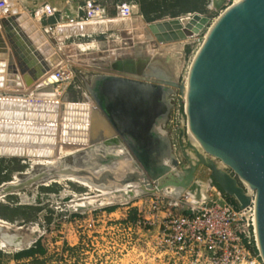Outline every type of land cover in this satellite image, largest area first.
I'll return each instance as SVG.
<instances>
[{
	"label": "water",
	"instance_id": "1",
	"mask_svg": "<svg viewBox=\"0 0 264 264\" xmlns=\"http://www.w3.org/2000/svg\"><path fill=\"white\" fill-rule=\"evenodd\" d=\"M224 1L218 0V6ZM13 19L19 21L15 16L0 20L3 34L9 30L6 29L8 21L13 22ZM170 26L177 30L178 36L173 31H162V27L170 29ZM148 30L163 43L154 54L116 59L117 66L86 67L94 72L89 78H83L86 92L95 106L90 116L83 111L77 119L69 118L71 110L63 106V114L68 120L88 124V128L84 125L78 129L67 127L64 139L84 141L89 129L91 143L58 159L54 165L39 169L36 166L28 174L21 173L17 181L1 184L0 197L60 177L85 179L93 186L111 191L137 185L143 188L140 195L163 192L169 186L182 190L191 185L193 189L196 188L193 182L196 171L202 166L241 209L250 202L242 186L254 192L257 241L264 262V0H238L225 9L209 27L187 74V140L191 135L193 144L211 152L210 155L233 175L199 154L194 164L191 163L188 141L182 140L184 130L179 133L178 144L189 167L184 168L176 158L168 134V117L176 91L182 95L184 90L183 82L179 83L180 61L175 49L181 50L185 43L175 46L171 41L190 37L192 33L183 28L178 19L151 23ZM7 41L16 54V47L12 46L10 39ZM19 68L21 73L27 71L21 65ZM30 74L27 72L23 77ZM57 81V77L51 74L41 84L50 83L45 88L48 90ZM41 89L44 88L37 91ZM33 135L34 132L29 136L12 133L3 137L8 142H45L41 137L37 140V133ZM4 138L0 136V140ZM117 149H122L123 154H117ZM18 151L0 148V155L4 152L18 154ZM22 154L25 158L41 156L38 152L32 155V150ZM42 156L50 157L52 153ZM68 157L72 158L70 164L66 163ZM182 167V178H174V170ZM134 198L115 204H125ZM100 207L103 206H85L69 212ZM0 237L10 244L7 250H2L9 254L29 248L39 238L24 246L23 236L5 232L2 226Z\"/></svg>",
	"mask_w": 264,
	"mask_h": 264
},
{
	"label": "rangeland",
	"instance_id": "2",
	"mask_svg": "<svg viewBox=\"0 0 264 264\" xmlns=\"http://www.w3.org/2000/svg\"><path fill=\"white\" fill-rule=\"evenodd\" d=\"M151 1L155 4L154 12L153 10L151 11L149 0H100L99 3L105 8L106 17L108 18H116V7L122 3H142L148 14L143 15L140 12L137 17L132 16L125 19L129 20L127 26L115 24V26H110L112 22L109 21H105L103 24L93 20L80 23L78 25L83 26L82 29L84 27L87 29L97 26L96 32H106L101 35H92L91 38L70 37L64 42L63 39L66 35H78L85 32H82V30L81 32L76 31L77 27L63 23L57 28L56 39L45 32V26L59 21L60 13H57L55 17L49 20L38 22L40 12L34 17L33 14L30 15V9L24 6L28 12L18 3L19 7L38 23L40 30L59 52L65 64L63 71L66 77H69L68 67H72L73 78L70 81H62L56 85L61 93L59 97L60 103H78L88 100V93L84 87L83 78H89L94 72L86 67H107V65L115 64L116 59H125L127 56L133 55L136 57L138 55L154 54L163 43L158 42L148 30L149 24L178 19L181 26L185 28L186 24L189 23L182 24L181 20L184 18L190 19L198 15L205 18L206 23L196 34L183 40L171 41V44L176 46L181 41L193 38L186 42L181 50L175 49V52L179 53L180 61L179 83L186 81L187 69L191 59L205 38L209 27L225 9L233 4L232 0H225L219 8L214 7L215 9L209 10L210 0ZM66 26H73L68 31L71 30L74 34L66 33ZM195 35L196 37H194ZM79 45H82V47L79 48ZM8 49L11 51L10 48ZM104 53H107V56H103ZM4 95L8 96L9 94L5 93ZM180 95V92L176 91L168 117L169 123L174 120V126L177 125L178 127L173 129L171 126L168 129V134L171 137V142L175 145V156L180 164H184V168H187L188 164L181 155V148L177 138L184 127L179 120V115L181 114L179 110L180 104L182 107ZM182 140L187 142L186 137L182 138ZM71 162L72 158L68 157L66 163L70 164ZM31 166L32 163L29 159L0 157V185L11 182L21 173L31 171ZM37 168L39 169L40 167ZM184 168L178 169V179L182 178V170ZM226 172L233 175L229 170ZM207 177H210L209 170L200 166L196 171L195 179L203 182L202 179ZM94 193L95 191H89L78 183L66 180L52 183L48 186L40 185L27 188L20 191L17 195H9L0 201V214L7 218L5 222L9 224V226L2 225V227L5 232L17 233L26 238L24 243L28 242V244L24 246H28L37 237L44 235L50 223L52 230L44 240V245L48 252L44 264H132L131 236L118 223L109 222L107 218H99L94 227L87 228L73 220V216L69 220L66 219L70 213L67 209L70 208L71 202L76 199L74 196H88ZM111 205H105L104 207ZM123 215H125L124 207H121L112 218H122ZM77 219H79V216ZM2 246L3 243L0 241V247ZM75 246H78L75 251L71 252L68 250V248ZM61 254L64 255L62 261L59 260L58 256ZM26 262L30 261H24V263L31 264ZM3 264L16 263L10 256H6L3 259Z\"/></svg>",
	"mask_w": 264,
	"mask_h": 264
},
{
	"label": "bare ground",
	"instance_id": "3",
	"mask_svg": "<svg viewBox=\"0 0 264 264\" xmlns=\"http://www.w3.org/2000/svg\"><path fill=\"white\" fill-rule=\"evenodd\" d=\"M237 1L238 0H234L233 3ZM214 7H219L218 0H211L210 8L212 9ZM13 16L18 17L19 21H16L14 19L13 22L8 21L6 29L9 30L5 31V34H3V32L0 30V136L1 138H4L3 136H9L12 133H15V136H25V134L26 136H29L34 132L33 136H36V133L38 134L37 140H39V137H41L43 138V140H45V142L33 143L23 140L8 142L4 138V140H0V148H8V150L11 149V151L14 150L15 152L16 150L19 151L17 152L18 154H6L4 152L5 154H1L0 157H16L29 159L32 163L31 169L35 168L36 166H51L54 165L58 161V159L69 156L73 152L87 147L91 143L89 129L86 132L87 135L86 138H84V141L78 140L76 138H74L73 140L64 139L63 135L67 127L74 126L78 129L81 125H84L85 128H88V124L80 120H68V117H65L63 114V106L66 105V107L70 108L71 111H69V118L72 117V119H77L78 114H81L83 111H86L85 114L90 116L95 106L92 99H90L88 95V100L78 103L66 102L65 104H63L59 102L61 93L56 85L68 78L63 71V66L65 64L62 57L47 39L45 34L40 30L39 25H37L38 23H36V21L33 20V18H31L26 11L22 10L14 0H0V20H7L8 18H11ZM92 20L99 22V24H103L105 21L112 22L110 26H121L124 23V20L119 18ZM181 23H189L186 24L185 29L189 30L192 35H194L199 31V29L203 27L206 21L205 18L195 15L190 19H182ZM73 26L77 27L76 31L81 32L82 30V32L85 33H92L94 31H97L98 29L97 26L87 29L85 27L82 29L83 26L81 25ZM73 26H66L65 28L68 30L72 29ZM170 27V29L162 27V31L166 33L173 31L174 33H176V36H178L176 32L177 30L173 29L172 26ZM160 32L161 31H158V33ZM194 37H196V35ZM185 38L179 37L178 39L183 40ZM7 39H10L12 42V46L14 45L16 47V54L12 51L11 44L8 43ZM189 40L181 41V43L184 42L186 44V42H188ZM204 40L205 38L202 40V43L204 42ZM200 46L198 47V49L200 48ZM80 47H82V45H79V48ZM8 48H10L11 51H9ZM198 49L196 50L195 54L197 53ZM195 54L193 55L191 62L195 57ZM119 63L122 62L120 61ZM20 65L27 71L21 73L19 68ZM107 66L111 67V65ZM112 66L117 65L115 63ZM189 67L187 69V74ZM27 72H31V74L30 76L27 75L24 78L23 75ZM51 74H54L57 77L58 81L57 83L51 84L52 87L46 90V86L50 85V83H41ZM186 82L187 80L183 82L184 90L181 95L184 99ZM39 88L44 89L37 91ZM5 93L9 94L10 96H5ZM83 108H85V110H82ZM75 131L76 130H73V132ZM187 141V152L189 154L191 163L194 164V162L197 160V154H199L204 156L205 158L212 159L219 168H221L222 170L224 169L225 166L221 162L215 160L210 155L211 152L205 151L204 149L196 146L191 142V135L188 136ZM26 150H32V155H34L35 152H38L41 156H37V158H34L35 156H26L27 158H25V154H22V152H25ZM47 152L52 153V156H42L46 155ZM116 152L117 154H123L122 149H117ZM186 163L189 167V163ZM178 171V169L174 170V178H177V174H179ZM29 172L30 171L26 173L28 174ZM18 178L19 176H16L12 180V182L17 181ZM64 180L78 183L79 185L87 188L89 191H95L94 194H89L88 196H74V198L76 197V199L71 202L70 208L67 209L68 211L70 209L76 210L79 207L94 205L105 206L127 201L134 197H138L143 191V188L137 185H126L111 191L105 187L93 186L91 183H89V181L76 177H60L47 181V183H44L43 185L48 186L49 184L59 183ZM193 182L194 184H196V188L193 187V189H191L190 185L186 189H182L189 191V193L191 194V200H194L200 195H203V188L205 186V181L202 182L198 179H195V177L193 179ZM176 190L178 189L174 188L173 186H169L163 192L159 193L169 195L175 193ZM248 192V195H251L253 191L251 189H248ZM15 194L17 195L18 193ZM2 199L3 198L0 197V201ZM0 224L1 226H9L7 222L1 219ZM25 240L26 238H23V245L28 244V242L24 243ZM0 241L3 243V246L0 247V250H7L10 247L8 241H4L3 239H1V237Z\"/></svg>",
	"mask_w": 264,
	"mask_h": 264
},
{
	"label": "built area",
	"instance_id": "4",
	"mask_svg": "<svg viewBox=\"0 0 264 264\" xmlns=\"http://www.w3.org/2000/svg\"><path fill=\"white\" fill-rule=\"evenodd\" d=\"M134 6L126 3L118 5L116 18L125 20L137 14L133 11ZM38 7L30 12L23 8L34 17L40 12L38 22L60 13L59 21L45 26V32L56 39L60 24L78 25L92 19H108L105 8L96 0H84L82 5L77 6L74 16L65 15L63 10L70 8L69 0L61 9L53 5L52 0H45ZM105 32L66 35L63 42L70 37L91 38ZM68 69L69 77L63 82L73 78L72 67ZM180 99L179 120L184 126L182 138H185V99L181 95ZM170 123L169 128L178 127L174 126V120ZM174 148L172 143L173 151ZM225 170L229 169L224 167ZM202 180L205 181L203 195L194 200L190 199L188 190H176L169 195L159 192L142 194L128 203L111 205L117 206L112 212L103 206L85 212H70L66 219L73 216V220L87 228L94 227L99 218L118 223L131 236L132 264H264L257 241L254 192L248 195V189L242 186L250 202L241 209L237 201L225 194L211 177ZM121 207H124L125 215L113 219ZM129 215H133L134 219L130 220Z\"/></svg>",
	"mask_w": 264,
	"mask_h": 264
},
{
	"label": "trees",
	"instance_id": "5",
	"mask_svg": "<svg viewBox=\"0 0 264 264\" xmlns=\"http://www.w3.org/2000/svg\"><path fill=\"white\" fill-rule=\"evenodd\" d=\"M149 5L151 7V11L155 10L154 7V3L149 0ZM140 10L141 13L143 15H147L148 12L145 10L144 5L142 3H140ZM117 206H109L106 207L105 210H107L108 212H112L116 209ZM0 219L5 221L7 218L5 216H3L2 214H0ZM129 219L133 220L134 217L133 215H129ZM49 222V221H48ZM49 226L47 227V229L45 230V233L43 236L39 237L35 243H33L29 248L15 252V253H5L2 250H0V264H3V259L6 256H10L11 259L16 263V264H25L24 261H30V262H26V263H31V264H44L45 260L47 258V249L44 245V240L46 238V236L49 234V232L52 230V226H50V223L48 224ZM78 248V246L75 247H71L68 248L69 251L73 252ZM59 256V260L62 261L63 258V254L58 255Z\"/></svg>",
	"mask_w": 264,
	"mask_h": 264
},
{
	"label": "crops",
	"instance_id": "6",
	"mask_svg": "<svg viewBox=\"0 0 264 264\" xmlns=\"http://www.w3.org/2000/svg\"><path fill=\"white\" fill-rule=\"evenodd\" d=\"M17 4L19 3L22 7H27L28 9H30V11L36 10L38 9L40 5H42L45 0H14ZM68 0H52L53 5L57 6L59 9L61 8H65L63 6H65V2ZM84 0H69V4H70V8L65 11V15H69V16H74L76 14V8L78 5H82ZM97 2H100V0H96ZM211 1V0H210ZM211 4V3H210ZM135 5L133 7V11L134 13L140 14L141 10H140V4H132ZM26 8V9H27ZM208 9L211 10L210 5L208 6ZM215 9V8H213ZM134 14V17H137L138 15ZM129 20H124L123 26H127L129 24L128 22ZM67 30V29H66ZM66 33H73L70 31H66ZM74 34V33H73Z\"/></svg>",
	"mask_w": 264,
	"mask_h": 264
}]
</instances>
